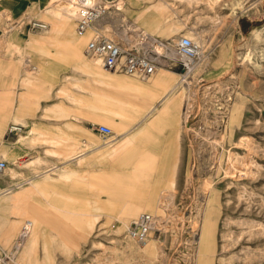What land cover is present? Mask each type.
Listing matches in <instances>:
<instances>
[{
  "label": "crops",
  "instance_id": "1",
  "mask_svg": "<svg viewBox=\"0 0 264 264\" xmlns=\"http://www.w3.org/2000/svg\"><path fill=\"white\" fill-rule=\"evenodd\" d=\"M35 2L0 0V249L30 220L27 262L70 264L103 211L147 208L150 195L180 177V75L106 71L68 33L54 42L14 25ZM25 59L37 71H26ZM12 124L23 130L8 133Z\"/></svg>",
  "mask_w": 264,
  "mask_h": 264
},
{
  "label": "rangeland",
  "instance_id": "2",
  "mask_svg": "<svg viewBox=\"0 0 264 264\" xmlns=\"http://www.w3.org/2000/svg\"><path fill=\"white\" fill-rule=\"evenodd\" d=\"M35 1L21 15L27 30L34 16L49 24L31 31L39 37H80L67 13L50 14L59 0ZM121 18L166 40L188 36L205 52L176 89L184 168L147 208L103 211L70 264H264V0H126ZM56 24L65 27L54 31ZM87 40L78 42L84 48ZM142 212L160 222L147 243L126 231ZM152 243L154 252L143 253ZM24 255L21 264H29Z\"/></svg>",
  "mask_w": 264,
  "mask_h": 264
},
{
  "label": "built area",
  "instance_id": "3",
  "mask_svg": "<svg viewBox=\"0 0 264 264\" xmlns=\"http://www.w3.org/2000/svg\"><path fill=\"white\" fill-rule=\"evenodd\" d=\"M68 13L76 23V33L88 36L85 53L100 62L106 71L126 73L143 80L150 79L159 70L177 68L178 84L190 77L202 64L205 52L200 44L188 36H179L166 40L150 33L145 28L129 24L121 17L126 0H67ZM27 22L32 31H45L48 22L34 16H28ZM22 21L14 23L20 24ZM23 68L35 72L37 67L25 59ZM99 131L112 136L108 126H99ZM23 130L20 124H12L8 133ZM7 169V162L0 160V175ZM159 217L151 212H142L127 225L130 237L139 243H146L151 233L160 229ZM32 232V222L23 223L21 231L9 249H0V264H21L20 254Z\"/></svg>",
  "mask_w": 264,
  "mask_h": 264
},
{
  "label": "bare ground",
  "instance_id": "4",
  "mask_svg": "<svg viewBox=\"0 0 264 264\" xmlns=\"http://www.w3.org/2000/svg\"><path fill=\"white\" fill-rule=\"evenodd\" d=\"M66 1V2H65ZM218 0H213V2H217ZM209 3V2H208ZM70 7V4H69V2L67 1V0H59V2L57 3V4H55V6H54V10L53 11H51L50 12V14L51 15H54V16H57L58 15V13L61 11V13L62 14H68L69 12H70V10H68V8ZM59 12H58V11ZM68 16H69V14H68ZM58 17V16H57ZM158 22V20H154V19H145V21H143V23H145V24H148V25H153V24H156ZM62 27L64 28L65 26L64 25H59V24H56V26H53V30L54 31H58L59 29H62ZM88 37V36H87ZM86 39V37H84V36H80V37H77V36H75V35H73V36H71V42L72 41H74V42H78V41H81V40H84V39ZM79 43V42H78ZM163 71V70H162ZM211 202H212V204H213V206H215L214 205V203L216 202V198H215V196L214 197H212V199H211ZM212 206V207H213ZM208 208H209V206H208ZM207 224L208 223H206V226H207ZM205 226V229H204V232L202 233V236H201V239H200V241H202V251L205 253V252H207V233H208V229H207V227ZM34 230H35V227H33L32 226V234L34 233ZM152 234V233H151ZM34 235V234H33ZM151 236V235H150ZM32 237V236H31ZM34 238V237H33ZM151 238V237H150ZM35 240V239H34ZM149 240V239H148ZM148 240H147V242H148ZM36 241V240H35ZM146 242V243H147ZM26 246H27V244H26ZM35 246V245H34ZM33 246V247H34ZM28 247V246H27ZM156 247V245H155V243H152V244H150V245H148V247L143 251V253H152V252H154V248ZM29 250V249H28ZM32 250V249H31ZM30 252V251H29ZM33 252V251H32ZM27 253L28 252H26L25 253V256L27 255ZM32 257V256H31ZM30 257V258H31ZM24 260H25V258H24ZM25 262H26V260H25Z\"/></svg>",
  "mask_w": 264,
  "mask_h": 264
}]
</instances>
